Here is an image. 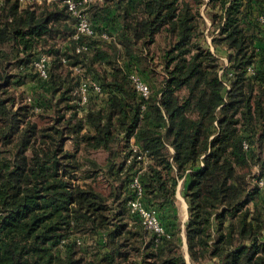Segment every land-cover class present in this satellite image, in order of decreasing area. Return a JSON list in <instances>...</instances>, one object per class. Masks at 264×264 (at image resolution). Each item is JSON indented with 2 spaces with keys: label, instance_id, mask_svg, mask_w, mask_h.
I'll list each match as a JSON object with an SVG mask.
<instances>
[{
  "label": "trees",
  "instance_id": "trees-1",
  "mask_svg": "<svg viewBox=\"0 0 264 264\" xmlns=\"http://www.w3.org/2000/svg\"><path fill=\"white\" fill-rule=\"evenodd\" d=\"M204 3L217 51L228 50L225 67L205 45ZM84 6L96 32L75 37L65 0L0 5V264H264V173L250 178L255 166L264 172V0ZM162 31L169 46L156 85L141 66ZM41 53L52 59L36 112L15 86ZM132 74L148 83V97ZM35 115L50 118L40 125ZM90 150L108 153L104 165L79 154ZM99 177L108 192L88 181ZM135 178L161 213L186 182L191 263L180 223L158 234L129 217Z\"/></svg>",
  "mask_w": 264,
  "mask_h": 264
},
{
  "label": "rangeland",
  "instance_id": "rangeland-1",
  "mask_svg": "<svg viewBox=\"0 0 264 264\" xmlns=\"http://www.w3.org/2000/svg\"><path fill=\"white\" fill-rule=\"evenodd\" d=\"M210 9L207 8V4L204 3L201 6V14L204 17L205 20V45L210 47L212 51L217 53V55L221 58L224 67L228 65L229 60H228V50L226 47L223 45H220L218 47V51L216 46L213 43V35L211 31H209L210 26L212 24V19L209 14ZM62 46L70 44V40L67 38H62L61 39ZM169 44V40L167 37L166 32L162 31L158 36H157V41L153 46L151 47V50L149 52V61L145 62L142 64L141 68L145 69L146 72L149 75V78L153 79V82L150 81L151 83H155L157 85V82L159 79L162 78V71H163V66L162 64V53L163 51L167 48ZM40 57L36 59L35 66L31 69V71L28 73V77L26 78V82L24 83H18L17 86H15L16 94L18 95V100H23L30 105H33L34 107L38 110L37 106L41 105L43 103V100L46 99L49 89L45 88L44 85H42L41 81L39 80V77H42V81L45 82L47 77L41 75V67H46L48 68L50 66V61L52 59V56L48 53H41L39 55ZM161 63V64H160ZM31 65V64H30ZM74 70L76 69L75 66L72 67ZM78 70H80L78 68ZM223 70V69H222ZM18 72L17 68H13L10 70V74H16ZM222 72V71H221ZM27 73V72H26ZM38 73V76H37ZM24 75V72H23ZM37 76V77H36ZM15 79L18 80V76H15ZM154 84V85H155ZM91 93V92H90ZM89 95V91L87 92ZM18 103V102H17ZM15 102L14 104L17 105ZM81 105L84 104V102H80ZM86 103V102H85ZM50 113V111H49ZM40 125H45L47 124V121L49 120L50 116L47 117L45 116H39L35 115L34 116ZM67 146H72L70 142H68ZM82 157L85 159L88 158H95L97 159L101 164L104 165L106 161V157L108 153L104 150H90V151H80L79 153ZM87 164L88 161H85ZM263 171H261V168L258 166H255L254 169L252 170V173L250 174V178L252 181L255 182L257 178L261 175H263ZM88 181H91L93 185L97 189H102L104 192H108L110 189V185L104 177H99L97 179L94 178H89ZM140 179L138 178L133 179L131 182V188L133 190V198L129 199L127 202L126 206L129 211V217H139L141 222L143 223L144 226H146V223H150V218L151 215L149 213H152L155 211V215L157 216L158 222L163 228V231L158 233V234H164V233H169V230L172 229V225L175 224V222L180 223L182 227L181 231V247L182 250L188 260L189 263H191V259L188 253V248H187V243L185 240V222L187 221L189 217V203L186 200L184 194L186 190V182L183 181V179H180L177 185V190H176V206L175 207H170L169 210L167 209L166 212H162L157 209L155 206H152L148 203L144 202V198L142 196V189L139 185ZM252 205V202H250ZM103 237V233L100 235V239ZM80 242H92V239L90 237L87 238H80ZM204 260V259H203ZM204 264H214V261L212 259H208L204 261Z\"/></svg>",
  "mask_w": 264,
  "mask_h": 264
},
{
  "label": "built area",
  "instance_id": "built-area-1",
  "mask_svg": "<svg viewBox=\"0 0 264 264\" xmlns=\"http://www.w3.org/2000/svg\"><path fill=\"white\" fill-rule=\"evenodd\" d=\"M37 1H40V0H37ZM89 1L91 0H65L71 12L77 17V20H76L77 32L75 34V37H79L81 34L93 35L96 32L93 22L86 12L87 11L86 6H84L85 3ZM1 3H2V0H0V5ZM102 36L106 38L110 37L109 33L107 32H103ZM41 74L45 77L48 76V70L46 67H41ZM131 77L135 82L136 89L138 90V92L144 97H148L150 94V86L148 85V83L142 80L137 74H132ZM88 87L89 85L87 83L85 82L81 83L80 89L82 93L83 102H86L88 100V94H87ZM94 88L98 91L101 90V87L97 83H94ZM245 145L247 146V144ZM263 183H264V178H261L260 184H263ZM154 212L155 211H153L152 213H149V215H151L150 223H146L145 227L147 229L154 230L157 233H160L163 231V228L158 222L157 216L155 215Z\"/></svg>",
  "mask_w": 264,
  "mask_h": 264
}]
</instances>
